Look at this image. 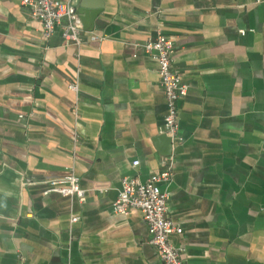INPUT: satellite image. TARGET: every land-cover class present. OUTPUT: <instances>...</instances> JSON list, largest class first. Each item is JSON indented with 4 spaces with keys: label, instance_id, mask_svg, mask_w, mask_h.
Instances as JSON below:
<instances>
[{
    "label": "crops",
    "instance_id": "obj_1",
    "mask_svg": "<svg viewBox=\"0 0 264 264\" xmlns=\"http://www.w3.org/2000/svg\"><path fill=\"white\" fill-rule=\"evenodd\" d=\"M98 1L73 45L0 0V264H162L142 213L112 205L171 162L185 264H264V0ZM160 35L189 87L169 156L159 63L133 47ZM70 173L84 202L47 184Z\"/></svg>",
    "mask_w": 264,
    "mask_h": 264
},
{
    "label": "built area",
    "instance_id": "obj_2",
    "mask_svg": "<svg viewBox=\"0 0 264 264\" xmlns=\"http://www.w3.org/2000/svg\"><path fill=\"white\" fill-rule=\"evenodd\" d=\"M23 4L30 9L32 18L43 24V36L46 40L51 39L60 27L66 43L73 45L83 43L85 29L78 13L77 0H23ZM133 47L136 51L155 58L159 63L161 85L168 106L163 134L173 141L174 146L180 145L183 139L180 136L178 103L188 94L189 87L174 66L175 42L160 35L145 43L134 44ZM71 88L78 90L77 86ZM138 165L139 162L134 163V166ZM172 177L171 162L164 172L153 176L146 183L137 179H125L119 197L112 205V212L128 216L132 211H140L149 229L150 245L158 250L162 264H185L183 249L176 247L171 241L172 235H182L184 229L170 218L169 196L161 188V184L170 183ZM24 184L33 183L28 180ZM47 184L52 191L64 197L77 198L81 202L87 198V191L82 189L80 178L75 173H70L63 179L49 181ZM78 220L75 218L72 222L76 223Z\"/></svg>",
    "mask_w": 264,
    "mask_h": 264
},
{
    "label": "water",
    "instance_id": "obj_3",
    "mask_svg": "<svg viewBox=\"0 0 264 264\" xmlns=\"http://www.w3.org/2000/svg\"><path fill=\"white\" fill-rule=\"evenodd\" d=\"M78 13L80 14L85 30H94L96 22H98L103 13L102 4L98 0H81ZM159 142L166 143V155H171L173 151V141L166 135L158 138Z\"/></svg>",
    "mask_w": 264,
    "mask_h": 264
}]
</instances>
